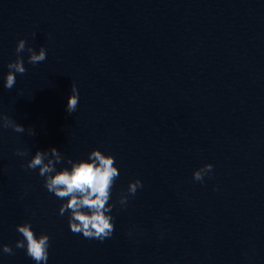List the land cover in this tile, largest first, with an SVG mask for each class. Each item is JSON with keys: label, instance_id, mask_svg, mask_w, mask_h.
<instances>
[{"label": "water", "instance_id": "95a60500", "mask_svg": "<svg viewBox=\"0 0 264 264\" xmlns=\"http://www.w3.org/2000/svg\"><path fill=\"white\" fill-rule=\"evenodd\" d=\"M20 39L47 59L20 53L8 90ZM0 113L25 127L0 129V264H36L15 247L25 222L50 236L47 264H264V0H0ZM53 147L57 170L115 157L110 238L72 233L66 201L22 167Z\"/></svg>", "mask_w": 264, "mask_h": 264}, {"label": "clouds", "instance_id": "9594fccd", "mask_svg": "<svg viewBox=\"0 0 264 264\" xmlns=\"http://www.w3.org/2000/svg\"><path fill=\"white\" fill-rule=\"evenodd\" d=\"M29 53L28 62L32 65L41 63L47 59V51L41 46L39 51L27 46L25 39L18 40L15 48L17 54L14 61L7 64L9 71L4 79V87L11 90L16 85V74L24 75L27 69L24 66L20 53ZM79 104V90L75 83L71 85V94L68 97L66 111L69 114L76 112ZM12 129L17 133H23L25 127L17 123L10 116L0 113V129ZM34 129H29V135H35ZM16 155L26 156L27 150L17 148ZM65 161V157L55 147L45 151L37 150L28 160L26 169H38L39 176L44 178V187L53 193L58 199L66 201L59 207V215L68 213V224L74 234H82L84 238L97 239L103 242L113 235L115 225L111 215L113 204L109 203L115 181L120 172L115 163V157L104 154L99 149H93L87 159L73 161L67 159L70 168L56 169L57 164ZM213 165L207 163L193 172V179L204 182L205 176L212 173ZM143 188L140 179L130 181L126 192L119 196L118 203L126 206L131 196L138 189ZM16 229L22 239L16 241L17 249H25L26 255L36 264H47L50 247V236L34 232L30 222L18 224ZM4 254L12 255L13 248L8 244L0 246Z\"/></svg>", "mask_w": 264, "mask_h": 264}]
</instances>
